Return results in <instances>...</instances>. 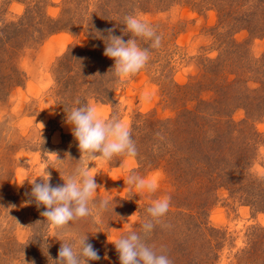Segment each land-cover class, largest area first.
Returning <instances> with one entry per match:
<instances>
[{"label":"rangeland","instance_id":"1","mask_svg":"<svg viewBox=\"0 0 264 264\" xmlns=\"http://www.w3.org/2000/svg\"><path fill=\"white\" fill-rule=\"evenodd\" d=\"M129 15L162 41L137 38L150 59L121 82L100 37L132 39ZM22 19L10 36L25 76L0 95V264H57L62 243L80 236L99 256L88 264H121L113 242L140 232L165 196L170 209L148 243L172 264H264V0H0V31ZM85 104L127 122L138 155L82 157L66 112ZM80 164L97 200L112 203L57 229L33 183L49 173L63 186ZM132 172L157 191L136 192Z\"/></svg>","mask_w":264,"mask_h":264},{"label":"clouds","instance_id":"2","mask_svg":"<svg viewBox=\"0 0 264 264\" xmlns=\"http://www.w3.org/2000/svg\"><path fill=\"white\" fill-rule=\"evenodd\" d=\"M124 21L125 31L133 36L127 42L122 37L112 35V30H108L107 37L99 32L100 38L107 41L104 55L115 61L113 75L121 82L135 76L150 59L149 48H141L137 38L150 41V48L153 49H158L162 41V37L146 21L132 15L126 16ZM66 114L67 123L73 126V135L79 142L82 157L110 161L116 156L134 158L138 155L127 122L116 116L105 120L98 115L97 108L90 104L74 107ZM94 177L88 166L80 164L67 173L66 178L62 177L65 181L63 186L53 187L49 183L48 173L47 179L41 177L42 183H33L31 195L37 205L46 207L42 215L47 222L63 230L74 221L99 217L108 211L112 201L110 198L97 200L99 186ZM126 183L138 193L152 194L158 189L155 180L146 179L135 172L128 175ZM170 200L169 196L154 200L146 209L147 216L140 226L141 231H130L113 242L121 264H172L168 255L163 251L158 252L148 243L151 233L157 225L162 224L168 213ZM87 238L80 236L68 242L62 241L59 259L55 260L57 264H88L89 260H98V253L87 243Z\"/></svg>","mask_w":264,"mask_h":264},{"label":"trees","instance_id":"3","mask_svg":"<svg viewBox=\"0 0 264 264\" xmlns=\"http://www.w3.org/2000/svg\"><path fill=\"white\" fill-rule=\"evenodd\" d=\"M25 19V17H24ZM24 19L20 20L17 23H12L5 28H3L2 31H0V49H2L3 55L5 56V64L3 70L0 72V95L1 94H8L9 90L12 88V86L19 85L22 83L23 77L25 76L13 63V55L12 51L14 48V43L16 41V36L12 37L11 31L13 28H17L22 25V22ZM49 22L51 24H55L52 20L49 19ZM21 24V25H20ZM56 30L53 28V31ZM80 52L86 53L84 49H81ZM8 58V60L6 59ZM67 84V83H66ZM103 98L109 99L111 97V90H107V86H103Z\"/></svg>","mask_w":264,"mask_h":264}]
</instances>
